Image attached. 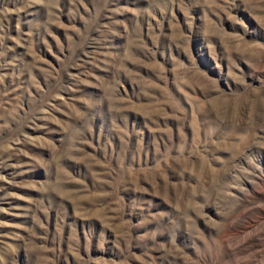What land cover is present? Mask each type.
<instances>
[{
	"label": "rangeland",
	"instance_id": "rangeland-1",
	"mask_svg": "<svg viewBox=\"0 0 264 264\" xmlns=\"http://www.w3.org/2000/svg\"><path fill=\"white\" fill-rule=\"evenodd\" d=\"M0 264H264V0H0Z\"/></svg>",
	"mask_w": 264,
	"mask_h": 264
}]
</instances>
